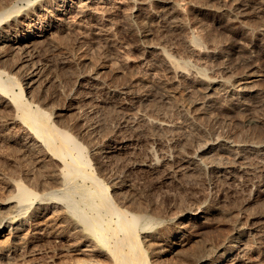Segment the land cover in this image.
Wrapping results in <instances>:
<instances>
[{
	"label": "rangeland",
	"instance_id": "rangeland-1",
	"mask_svg": "<svg viewBox=\"0 0 264 264\" xmlns=\"http://www.w3.org/2000/svg\"><path fill=\"white\" fill-rule=\"evenodd\" d=\"M234 1L236 0H167V1L161 0V2H158L159 4H157V2H154L156 4L152 3L153 5L152 4L150 5L151 8L148 7V9L145 10L144 13H142V15L138 17L132 15L133 10L131 9L130 6H128L131 4H129V2H126L128 4L124 5L123 8H121L124 11L120 10L119 12H116V14H114L113 17H111L110 22H105L106 24L105 23L103 24L104 30L106 29L105 31H103L104 35L103 34L94 35L92 33L91 35L85 29V27L83 28V26H85L86 24L84 22H81L80 19L74 18L73 20L74 23L71 21L73 23V25L71 24L72 28L70 26L68 30L67 28L55 30L56 32L54 31L50 35L47 36L49 38L47 37L46 39L44 38L45 41L44 39H42L43 41L40 39L41 43H38L40 42L39 40L36 42L37 44L34 43L35 45L33 44L34 46H32L30 49L32 51L31 54L34 57L32 58L31 61L28 62V64L23 63L25 61L22 60V57L20 55L17 54L19 56L18 57L15 53H11V55L9 54V58L7 60L8 62L6 61L4 63L6 65H3L1 67L2 70L5 69L7 72H10L12 76H15L21 79L19 80L17 78L19 83L21 82L20 85L23 88L25 87L24 88L25 98L31 104H33L34 107H39L41 109L43 108V111H46L47 113L50 114L51 120L54 118L53 119L54 123L57 122L56 123L57 127L59 128L62 127L63 129L65 128V130H67L69 134L70 133L71 135L73 134L72 136L75 139H77V141L79 140L83 144L86 150L85 151L86 155L88 159L90 160V164L92 166L91 170L93 173H95L97 177H100V179H102L105 183H107L109 187H111V184H113L112 183L113 181L118 183L117 186L119 188L118 187L114 188L112 186L111 191H110V194H114L116 190L118 189V193L116 194L117 197L115 196V198L118 199V200L116 199L118 202L119 201L121 202L122 200H124L123 198H125V196L126 198H131L130 201L136 200L133 203L131 202L127 203L125 201V204L122 205L123 208H125L126 204H127L126 207L132 208L133 206H136L135 205L136 202L137 203L140 202L142 204V205L140 204L141 207H144L146 209L148 208V210L149 209L150 211L152 210V212L156 213L157 215L160 213L163 216L165 215V217H168V218L171 217L174 219V218H177V216L181 214V211L185 208V206H188V204L192 206L195 204L197 200L204 197L208 206L213 204V205H216L217 207L220 206L222 210L224 211L226 210L225 212L221 211L222 214L218 213L217 216L215 215L216 217L214 216L215 220L217 221L219 220V221L217 222L218 223L217 224L216 221L213 219L215 224L213 225L212 230H211V227H209V231H212V232L214 231L213 234H210V235L207 234L208 235L207 237L206 236L207 231H206L203 234V236H201L202 235L201 234L199 237L194 238L195 243L193 239V241L191 242L192 244L190 243L191 247L189 245L190 249L192 248L191 250H193V248L194 250H198V248H200L199 246L202 247L203 244L205 245L206 242L207 244L217 243L218 241H220V238L222 240L223 235L226 233L227 234L224 235L223 239L227 238L225 236H228L232 233L231 231L233 230L232 226L236 218L240 220L239 222H241L242 224L247 223L248 226L249 225L252 226L251 224L252 219L260 220L262 216L264 215L263 213L264 212V208H263L264 207V170H263L264 168V164H263L264 163V160H263L264 159V156H263L264 149H262L264 148V143L262 142L264 141V46H263L264 38L263 36L257 33V31L261 28V26L264 25V19L262 20L263 17L261 18L262 15L260 13V12L264 13V4H263L264 0H260V1L259 0H246V1L237 0L239 2L236 1V4ZM11 2H13V4L10 3V0L9 2L8 0H4V1L1 0L0 1V7H1L0 13L3 9L9 8L15 4L16 5L19 4L21 6L24 5L22 3H19V0H13V1L11 0ZM233 2L234 4H232ZM8 3H10L11 5ZM173 3L180 6L181 8L180 10L182 11L181 12L182 14L181 13L179 14L177 12L174 13L176 18H174L175 17L174 14H172L173 18H171L172 17L171 14H170V17L168 15L169 14L168 12H170L168 8L171 7V4ZM223 3L226 5H224ZM237 4L240 6H238ZM163 6L165 8H163ZM163 9L165 12L163 11ZM225 9L226 10L228 9V11L230 10L229 12H232L234 14H237L236 12H240V11L242 13L247 10L245 12L246 13L245 18L247 22L246 21L245 23L243 22L244 24L238 22L237 24V22H233L229 20L226 17V15L224 16V18H222L223 15L225 14ZM258 9H260L259 10L260 12L258 11ZM125 11L126 13H123ZM249 11H250V14H248ZM145 13L153 14V18L152 16L147 17ZM166 14L168 15L167 16L168 18L165 16ZM247 15L248 16L250 15V16L248 17ZM179 17L181 19H179ZM163 18H167L169 21ZM169 18H171V21L173 22H171ZM184 21L186 24L183 23ZM226 21H229V22H226ZM177 23L181 25H175ZM230 23L232 25H230ZM245 24H246V28H245ZM250 24L254 28L252 26L250 27ZM233 25H236V26H233ZM173 26H176V27H173ZM251 30L253 31L251 32ZM254 31L256 32L257 35L255 34ZM26 32H29L28 28L22 31L21 36H24ZM34 32L40 33L39 30H35ZM197 33H199L198 34L199 36L197 35ZM189 34L197 35L200 41H202V38H203V41L200 43V46H201L200 50L202 51L205 50L206 52L204 51H203L204 53L201 52L202 54H200V56H191L189 54L187 43H186L187 41L186 38L190 36ZM260 39H263V40H260ZM250 41H251V44H250ZM205 42L208 44L206 45ZM211 42L212 43L214 42V45ZM212 45H213V48L216 46L214 49L215 51L213 50ZM202 46L205 48H203ZM147 47H152V49L153 47L154 48L163 47L167 49L168 52H171V54L177 58L188 59L189 62L194 64V66L197 65L196 67L202 66L205 69L204 71L207 73V76H209L210 78H217L220 80L222 78L223 79L225 78V80L227 78L228 80L231 79L232 80V81L230 80L232 82L231 85L232 84L235 85L237 80L239 79L241 80L245 78L247 74H252V73L255 74L256 76L260 75V79L261 78L262 79L258 81L260 82L258 83L259 87L257 86L258 84H256V87L254 88L255 90L253 91V93L249 94L252 98L250 96H247L245 98L241 97L240 99L236 100L235 99L236 97L232 96V94L230 95L225 94L223 91H221L222 88L220 86L217 87L215 92H207L206 90L208 87L207 83L205 84L199 83L195 86H192V85H189L190 83L187 80H184V79H179V81L175 80V78H173L172 75L170 76L169 73L165 71V69L162 67L159 61V57L157 56V54H155L156 53L155 50L152 51V49H148L150 50L148 51ZM216 49L218 50L216 51ZM219 50L221 51V53L219 52ZM223 50L224 51L226 50L227 52L226 51L223 52ZM149 52H152L153 54ZM218 53H220L221 55L220 54L218 55ZM198 58L202 62H200ZM248 58L250 60H248ZM206 61H208V63ZM205 62L207 64H205ZM62 63L63 65L64 64L65 65L63 66ZM24 64H26L27 66L25 65L26 66L25 67ZM20 66H22L24 70ZM32 67L36 68L37 73L39 72L38 73L39 77L37 76L35 79L36 82L37 80H39L38 81L39 84H37L38 83L37 82L33 85L34 87H32V89H28L27 88L28 86L26 87V84H27V79L29 78L28 73H30L33 70ZM88 78L90 81L88 80ZM92 78H96L95 82L93 81L94 84H92V80H91ZM97 78L101 80L103 79V80L97 81ZM173 79L175 82L173 81ZM182 80H184V84ZM185 81H187L189 84ZM177 83L180 86L177 85ZM123 85H126L127 89L125 88V86L124 88H122L121 86ZM202 85L206 89L203 88ZM38 86L39 88H37ZM199 86L200 87L202 86V88H200ZM112 87L113 88L118 87V88L115 90V88L113 89ZM184 87L185 88L187 87V88L185 89ZM196 87L197 89H195ZM191 88L192 90L190 92ZM218 88H220V91H217L219 90ZM37 89L39 91H37ZM129 89H131L130 92L133 91L134 93L133 92L130 93ZM127 90L129 93L127 92ZM126 92L128 94H126ZM179 94L184 98L183 100L181 99V96ZM64 95H66L67 98ZM132 95L138 96L140 98H142L143 96L142 104L132 103L131 102ZM210 95H213V97H217L218 95V97L213 98L211 96L210 98ZM177 98L179 99V101L176 100ZM243 98L244 100L247 98H250V99L249 100L247 99L246 100L247 102H246V101H243ZM168 99H170L169 101L170 102L172 101V102L171 103L167 102ZM237 101L238 103L235 104L234 102H237ZM208 102L209 103L212 102V104L211 103L208 104ZM244 102H246L247 104ZM176 103L178 104L176 105ZM201 103L202 104L204 103V104L202 105ZM54 104L56 105V107ZM147 104H149V106ZM173 104L176 106H174ZM155 107L157 108L155 109ZM9 111L10 113H8ZM11 112H12V107L8 105H6L5 107V104L0 105V114L3 116L2 117L0 115L1 116L0 119L5 117V119L0 121V130H1L0 131V137H1L0 139V144H1L0 164L3 165V166L1 165L0 166L6 170L8 168L10 172L12 171L11 169H15L16 173L20 171L21 169L25 171L28 166V168H31V169L27 168L28 170L26 171H30L33 175L39 176L40 170L37 164L35 163V161L31 159L29 162V160L26 159L28 158V156H25L23 151L22 152L18 151L20 149L19 147H21L19 143L20 133L17 129L12 130L11 126L9 127L8 117L12 115ZM143 115L144 116L147 115L146 117L150 119L152 117L153 119L155 118L159 119L161 117V119L167 120L171 122L172 124L175 123L174 126L175 125L177 126H175L174 127L175 130H172L171 132H165L164 134L162 133V131L160 133L157 130V132H159L157 133L156 131H154L155 129H152L149 125L146 126V123L142 122L143 120L140 118H142ZM6 116H8L7 117L8 119L6 118ZM5 122H8V123H5ZM61 122L62 124H60ZM64 122L66 123L63 124ZM84 129L87 131L88 134L84 132L85 131ZM83 132L86 134H84ZM1 134L5 138L1 136ZM6 135H8L7 137L13 136V138L18 139L16 140L18 142L7 143ZM260 136L263 138H261ZM258 137H259V140L261 139L262 144H260L259 140L257 141ZM3 138L5 140H2ZM224 139L225 141H228V139H230V141H238L239 139L240 140L242 139V142L247 141L246 142L247 144H250L252 140L253 144L257 143L256 145L262 146V148L259 149L258 152H256L257 155L254 153L253 155L248 156L250 158L246 157L248 158V160L242 159L241 161L243 163H241L240 161V164H244L241 166L245 167V164H246L248 168L250 167L249 169L251 170V172L249 171L248 174L239 173L236 176L237 178L229 179L228 181L227 179H223V178L220 179L216 171H212V172L210 171V172L205 173L202 169L199 170L200 167L193 171H191L188 168V166H191L192 164H193L191 166L192 168L197 167L196 165L198 164V161L196 159V156H197L196 152L201 147H205L206 145H208L206 144V142L209 144L218 143V145H221L222 143L223 144L225 143ZM243 140H246V141H243ZM3 141H4V144L6 145L3 144ZM90 141L92 142L91 145H90L91 143ZM2 146H4L6 150ZM15 146H16V150H15ZM150 147L153 149V151H155L157 156L162 157V158L164 156L165 157L170 156L173 158V162L167 165L161 164L156 169H154L156 172L154 170H146V169L143 170V168L139 167V163L145 161L146 158L148 159V157L150 156L148 153V150ZM12 149L13 151L15 150L14 152H16V154L12 152ZM20 150H23V148ZM17 151L19 154H17ZM95 152H97L98 155L100 154L98 158L95 157ZM260 152H263V154ZM11 153H13V156ZM186 153L187 155H185ZM8 154L11 156V158L9 157ZM214 154L216 157L214 156ZM220 154L225 155L224 158L223 156L221 157ZM210 155H201V156L206 161H208L212 157V156L207 157ZM5 156L9 158V160ZM17 156L19 157L21 156V158H18ZM201 156H199L198 158H201L202 160ZM213 156L215 157V159L223 158L219 161L225 164H228L229 163L228 161L233 160L232 157L231 159L229 155L223 152H214ZM12 157L14 158L12 159ZM15 158H16V162L10 160V159L14 160ZM187 158H189V160ZM225 158L226 160H224ZM18 159L19 160L21 159L22 161L21 160L18 161ZM204 159L203 161L206 163ZM23 161H25L26 163H24ZM14 162L15 164H12ZM17 162L18 164L20 163L22 166L20 164L19 166H17L18 165ZM7 163H11V164H7ZM30 163L33 165L32 167L35 166L34 169L30 166L31 165ZM181 163L184 164V166H183V169L179 171L177 169V166H178L177 164L180 165ZM112 164H113V167H112ZM12 165H14V168L12 167ZM15 165H16V168H15ZM36 168L39 171L36 170ZM9 170L7 171L9 172ZM13 173H14V170L12 174ZM240 175L242 178L239 177ZM109 176L111 179L109 178ZM249 179H250V183H249ZM132 183L135 186H133ZM1 185H3V182L2 183L0 182V197L7 194V192L5 191V189H3V186ZM87 186H91V183H87ZM1 189L3 190L4 195H2ZM120 190L123 193H121ZM121 195L123 198L121 197ZM76 199H78V197ZM128 204L129 205L133 204V205L131 207ZM87 211L89 212V210ZM229 211H233V212L236 211L234 212L236 216H233L234 218L232 217L234 220L230 218L234 222L230 221L229 218L228 219L225 218V214ZM246 215L252 219H249ZM244 216H246L247 218H245ZM247 219L249 220V222ZM225 222L227 223L225 224ZM228 228L231 230H229ZM220 230H224V231L220 232ZM216 233L219 235H217ZM215 236H217L218 239ZM207 238H210V239H207ZM198 242L201 244H198ZM37 247H40V250L39 248H37L39 250L38 251L39 255L41 254L40 256L38 255V258L40 257V260H41L40 264L42 262H44L42 264H45V263L50 264L52 261H55V262L57 261L58 263H61V264H64V263L67 264V262H69V259H70L69 253L65 251L66 249L63 247L62 244H59V243L55 244V242H52V241H49V242L44 241V243L43 242L40 243ZM171 253L172 252H167L165 254H160L157 257L158 258L160 257L163 261L165 260L166 261V262L164 261L165 263L169 261L168 263L172 264L174 263L173 261H175V259H173L174 256L175 258H179V257L175 253H172V254ZM64 260L66 261L64 262Z\"/></svg>",
	"mask_w": 264,
	"mask_h": 264
},
{
	"label": "bare ground",
	"instance_id": "bare-ground-1",
	"mask_svg": "<svg viewBox=\"0 0 264 264\" xmlns=\"http://www.w3.org/2000/svg\"><path fill=\"white\" fill-rule=\"evenodd\" d=\"M2 1H4V0H2ZM236 1H234L235 4H236ZM8 2H9V0H8ZM126 2H129V4H131L128 6H130L131 9L133 10L132 15L138 17V16L142 15V13H144V11L147 10L148 7H150V5L152 3L157 2V4H159L158 2H161V0H19V3L24 4L23 6H21L19 4L18 5L15 4L9 8L3 9L0 13V105L5 104V107H6V105L12 107V112H11L12 115L10 114L11 116L10 117L6 116V118L7 117L9 118V119L7 118L9 120L8 121L9 127L11 126L12 130L17 129L20 133V139H19L20 142L19 143H20L21 147L23 148V150H20L22 148L19 147L20 149L18 151L19 152L23 151L25 156H28L29 159L28 158H26V159L29 160V162L31 159L34 160L35 163L37 164L39 170H40L39 171L36 168V170H38L40 172V173L38 172L39 176L33 175L30 171H26L28 169H31V168H28V166H27L28 169L25 166V168H26L25 171L21 169L17 173H16L15 169H11L12 171L10 172V170L7 168V170H9V172H8L6 169L2 168L1 166H3V165L0 164L1 165L0 166L1 167L0 168V180H1L0 182L1 183L3 182V185H1V186H3V189H5V191L7 192V194L4 195L3 190L1 189L2 190L1 193L4 196L0 197V264H40V261H41L40 257L38 258V255H39L38 251L40 250V247H37V246L42 242L44 243V241H46V242L52 241V242H55V244L56 243L62 244L63 247L66 249L65 251L67 253H69L70 259H69V262H67V264H170V263H168L169 261L167 263H165L166 262L165 260H164L165 261L164 262L160 257L159 258L157 257L158 255L165 254L167 252L175 253L179 257V258H175V256H174L173 259H175V261H173L174 263H172V264H264V215L262 216V218L260 220H256V219L250 218L249 216H247L249 214H247L246 216L249 219H252V223H251L252 226H250V225L248 226L247 223L242 224L241 222H239L240 220H238L237 218H236V220L233 219L234 218L233 216H236V214L234 213L236 211H234V212L229 211L225 214V218L230 219L233 217L232 219L235 221L234 222L232 219H230V221L234 222L233 226H232L233 228L231 227L233 230L228 228L229 230L232 231V233L230 232L231 234L228 236H225L227 238L223 239L224 235H226L227 233L224 234L222 237V240L220 238V241L217 240L218 241L217 243L207 244V242H206L205 245L202 243L203 244L202 247L198 245V244H201L198 242L197 245L200 248H198V250H194V248H193V250H191L192 249V248L190 249L191 244H192L191 242L193 241L194 238L199 237L201 234H202L201 236H203V234L206 231H207L206 232L207 237H208V235L213 234L214 231L213 232L209 231V227H211V230H212V227L215 224V222H214L215 217L218 215V213L222 214L221 211H224V210H222V208L220 206H219L220 207L219 208L216 205L212 204V205H209L210 206L209 207L208 204L206 203L204 197H203V198H200L199 200H197L195 202V204L193 203L194 205L191 206L188 204V206H185V208L181 211V214L179 216H177V218H174V219L171 217H169V218L165 217V215L163 216L160 213L157 215L156 213L152 212V210L150 211V209L148 210V208L146 209L144 207H141L142 204L140 202H138L139 205L136 202V204H135L136 206H133V207H132L133 204L129 205L130 204L129 203L128 205L131 206L132 208L126 207L127 204H126L125 208H123L122 205L125 204V201L127 203L128 202L133 203L136 200L130 201L131 198H126V196H125V198H123L121 195V197L124 200H122L123 202L119 201L120 202L119 203L117 201L118 199L115 198L116 194L118 193V189L117 190L115 189L116 192L114 194H110L111 187L113 186L114 188H117L118 183L113 181L112 182L113 184H111V187H109L107 183H105L102 179H100V177H97L95 175V173H93L91 170L92 166L90 164V160L88 159V157L86 155V152H85L86 150H85L83 144L79 140L77 141V139H75L72 136L73 134L72 135H71V133L69 134V132L67 130H65V128L63 129L62 127L61 128L57 127V125H56L57 122L54 123V121H53L54 118L51 120L50 114L47 113L46 111H43V108L41 109L39 107H34L33 104H31L25 98V89H24L25 87L23 88L20 85L21 82L19 83V81H18L19 78L12 76L10 74V72H7L5 69L2 70L1 67L3 65H6L4 63L8 60L9 54L11 55V53H15L16 55L17 54L20 55L22 57V60L25 61L23 63L28 64V62L31 61L32 58L34 57V56H32V54H31L32 51L30 50L31 47L35 45L34 43H36L38 40L40 41L38 43H41L42 39H44V38L46 39V37L48 35H50L52 32H54L55 30H59V29H63V28L64 29L67 28V30H68L70 28L71 24L73 25L74 18H78L81 20V22H84L86 25L83 26V28L85 27V29L90 34L92 33L94 35H102L103 31L106 30V29L104 30L103 24L105 22H110L111 17H113V15L116 14V12H119L120 10L122 11L123 9H121V8H123L124 5L128 4ZM234 2L232 4H234ZM237 2H239V1H237ZM10 3L13 4V2H11V0H10ZM10 3H8V4H10ZM154 4H156V3H154ZM224 5H226V4H224ZM261 5H262V3H261ZM238 6H240V5H238ZM166 7H168V6H166ZM2 8H3V6H2ZM163 8H165V7L163 6ZM180 9H181L180 6H178L174 3L171 4V7L168 8V10H170V12H168L169 17H170V14L172 15L176 12L180 14L182 12ZM152 10H154V9H152ZM259 10L260 9H258V11ZM163 11H164V9H163ZM229 11H228V9L227 10L225 9V14L223 15L222 18H224V16L226 15V17L229 20H231L233 22H237V24H238V22L242 23V24L245 23V21H246V18H245L246 13L245 12L247 10L242 12V13H241V11L236 12L237 14H234V13L229 12ZM123 13H126V11ZM260 13L262 15L261 18L263 17L262 18V20H263L264 19V13H262V12H260ZM154 14H156V13H154ZM248 14H250V11ZM146 15H147V17L152 16V18H153V14L147 13ZM168 15L166 14L165 16L167 17ZM156 16H158V15H156ZM174 16H175V14H174ZM167 18H163V19H167ZM171 18H173V15ZM171 18H169L170 21H171ZM174 18H176V16ZM154 19H155V17H154ZM154 19H152V20H154ZM179 19H181V18L179 17ZM251 19H253V18H251ZM185 21L183 23H185ZM223 21H224V19H223ZM251 21H253V20H251ZM138 22H140V21H138ZM171 22H173V21H171ZM226 22H229V21H226ZM114 23H115V21H114ZM249 23H250V21H249ZM139 24H138V26H139ZM181 24H182V22H181ZM181 24L177 23L175 25H181ZM230 25H232V24L230 23ZM230 25H229V27H230ZM182 26H184V25H182ZM233 26H236V25H233ZM251 26L252 25L250 24V27ZM173 27H176V26H173ZM27 28L29 29V32H26V34L24 36H21L22 31H24ZM71 28H72V26H71ZM177 28H178V26H177ZM232 28H234V27H232ZM245 28H246V24H245ZM173 29H175V28H173ZM249 29H247V30H249ZM257 29H258V27H257ZM35 30H39L40 33H37V32L35 33L34 32ZM254 30H256V29H254ZM187 31H188V29H187ZM252 31L253 30H251V32ZM257 33L259 35L263 36V38H264V25L261 26V28L257 31ZM107 34H108V32H107ZM191 34H193V33H191ZM198 34L199 33H197V35ZM255 34H256V32H255ZM197 35H190L188 38H186L188 51H189V54L191 56H200V54H202L201 52H203V51L206 52L205 50H203V51L200 50V48H201L200 43L203 41V38L201 37L202 41H200V39L198 37L199 35L198 36ZM47 38H49V37H47ZM45 39H44V41H45ZM253 40H254V38H253ZM260 40H263V39H260ZM205 41H206V39H205ZM251 41H252V39H251ZM251 41H250V44H251ZM253 43H255V42H253ZM207 44L208 43H206V45ZM212 44L214 45V42ZM213 45H212V48H213ZM263 46H264V44H263ZM215 47L213 48V50L215 49ZM203 48H205V47H203ZM148 49H152V47H147V50ZM153 50H155V52H156L155 54H157V56L159 57V61L162 65V67L165 69V71H167L169 73L170 76L172 75L173 78H175V80H177V81H179V79L187 80L190 84L187 81H185V82H187L189 85H192V86H195L199 83L200 84L207 83V85H208L207 89L202 85L203 88H205L207 90V92H215L217 87L220 86L222 88L221 91H223L225 94H229V95L232 94V96L236 97V98L234 97L236 100L240 99L241 97L245 98L247 96H250L249 94L253 93V91L255 90L254 88L256 87V84L260 83L258 81L262 79V78L260 79V75L256 76L255 74L252 73V74H247L245 78H243L241 80L239 79V80H237V82L235 81L236 82V83L234 82L235 85H233V84L231 85V83H232L231 79H230L231 80L230 81V80H228V78L226 80H225V78L224 79L222 78L221 80L217 79V78H210L209 76H207V73L204 71L205 69L202 66L201 67L203 69L199 66L196 67L197 65L194 66V64L189 62L188 59L177 58V57L173 56L171 54V52H168V50L163 48V47H155V48L153 47L152 51ZM211 50H209V51H211ZM217 50L218 49H216V51ZM148 51H150V50H148ZM214 51H213V53H214ZM225 51L223 50V52H225ZM219 52L221 53L220 50H219ZM149 53L153 54L152 52H149ZM220 53H218V55ZM248 53H249V51H248ZM15 54H14V56H15ZM209 54H211V53H209ZM12 56H13V54H12ZM226 57H228V56H226ZM210 58H212V57H210ZM248 60H250V59L248 58ZM200 62H202V61L200 60ZM206 62L208 63V61H206ZM206 62H205V64H207ZM26 64H24V66ZM62 65H63V63H62ZM20 67L22 68V66H20ZM32 68H33V70L32 71L30 70L31 72L28 73L29 78L27 79V84H26V87L28 86L27 87L28 89H32V87H34L33 85L39 81V80H37V82H36V80H35L37 76L39 77V74H38L39 72L38 73L36 72L35 67H32ZM113 69H114V67H113ZM28 71H29V69H28ZM99 78H97V81L103 80V79L101 80ZM240 78H242V77H240ZM171 79H172V77H171ZM19 80H21V79H19ZM88 80H89V78H88ZM91 80H92V84H94L93 81L95 82L96 78H92ZM184 80H182L183 84H184ZM60 81H61V79H60ZM173 81H174V79H173ZM37 84H39V82ZM177 85H179V84L177 83ZM124 86L126 88V85H123L121 87L124 88ZM202 86L201 87L199 86V87L202 88ZM257 86L259 87V84ZM99 87H100V85H99ZM181 87H182V85H181ZM197 87L195 89H197ZM37 88H39V86ZM117 88H115V90ZM128 88H129V86H128ZM218 89L219 90H217V91H220V88H218ZM130 90L131 89H129V92H130ZM191 90H192V88L190 89V92H191ZM37 91H39V90L37 89ZM72 91H73V89H72ZM188 91H189V89H188ZM203 91H205V90H203ZM127 92H128V90H127ZM127 92H126V94L129 93V92L128 93ZM131 92H133V91H131ZM185 92H187V91H185ZM32 93H34V92H32ZM69 93H70V91H69ZM182 93H184V92H182ZM257 93H259V92H257ZM66 95H64V96H66ZM211 96L213 97V95H210V98H211ZM215 96H216V94H215ZM217 97H218V95H217ZM217 97H213V98H217ZM220 97H221V95H220ZM66 98H67V96H66ZM142 98H143V96H142ZM142 98L132 95L131 96V102L142 104ZM244 98H243V101L250 99V98H247L244 100ZM181 99L183 100L184 98L181 96ZM169 100L170 99H168L167 102H170ZM176 100L179 101L178 98ZM238 101L234 102V103L236 104V103H238ZM246 102H244V103H246ZM210 103L212 104V102H210ZM210 103L208 102V104H210ZM177 104L178 103H176V105ZM147 105L149 106V104H147ZM176 105H174V106H176ZM134 106H135V104H134ZM55 107H56V105H55ZM156 108L157 107H155V109ZM241 108H242V106H241ZM10 111L8 113H10ZM200 112H201V110H200ZM75 116H76V114H75ZM143 116H142V118L139 117L140 119L143 120L142 122L146 123V126L149 125L152 129H155L154 131H156V132L158 130L160 133L162 131V133L165 134V132H171L172 130H175L174 127L177 126V125L174 126L175 123L172 124L171 122H169L167 120L161 119V117L159 119H156L155 117H154L155 119H153V117L150 119V118L146 117L147 115L144 117ZM72 118H73V116H72ZM139 118H138V120H139ZM3 119H5V117L0 119V121H2ZM63 120H62V122H63ZM4 121H3V123H4ZM97 121H99V120H97ZM8 122H5V123H8ZM62 122L60 124H62ZM65 123L66 122H64L63 124H65ZM106 127H108V126H106ZM71 128H73V127H71ZM176 129H177V127H176ZM84 132L87 133L86 130ZM159 132H157V133H159ZM86 133H84V134H86ZM111 133H113V132H111ZM154 134H155V132H154ZM89 135H90V133H89ZM1 136H3V135L1 134ZM7 136L8 135H6V137ZM4 138L2 140H5ZM87 138H88V136H87ZM261 138H263V137H261ZM0 139H1V137H0ZM16 140H18V139L13 138V136L6 138L7 143L18 142ZM239 140L238 141H230V139H228V141H229L228 142V141H225V139H224L225 143L224 144L222 143L221 145H218V143L217 144H213V143L209 144L206 142V144H208V145H206L205 147H201V148L199 147L200 149L199 150L197 149L198 150L197 152L194 151V152H196V155H197L196 156V159L198 161V164L196 165L197 167L192 168L191 167L193 165L192 164L191 166H188V168L191 171H193V170H196L197 168L200 167L199 170L202 169L205 173L210 172V171L211 172L216 171L217 174L219 175L218 177L220 179L223 178V179H227L228 181H229V179L237 178L236 176L239 173L248 174L249 171L251 172V170L249 169L250 167L248 168L246 166V164H245V167L241 166L244 164H240V161L242 159L248 160V158H250L248 156L253 155L254 153L256 154V152H258L259 149L262 148V146L256 145L257 143L253 144L251 139L250 140H251L252 144L251 143L247 144L246 140H243L246 142H242V139L240 140L241 142ZM258 140H259V137H258L257 141ZM83 141H84V139H83ZM259 141H260V144H262L261 139ZM262 142L264 143V141H262ZM3 144H4V141H3ZM91 144H92V142L90 143V145ZM4 145H6V144H4ZM7 145H9V144H7ZM17 145H18V143H17ZM191 145H192V143H191ZM0 146H1V144H0ZM2 147L4 148V146H2ZM7 148H8V146H7ZM262 149H264V148H262ZM15 150H16V146H15ZM195 150H196V148H195ZM14 151L12 149V152H14ZM18 151H17V154H19ZM8 152H9V150H8ZM163 152H165V151H163ZM214 152H223V153L229 155L230 158L232 157L233 160L228 161L229 162V163L227 162L228 164L222 163L219 160L223 159L225 155L220 154L221 157L223 156V158L219 157L221 159H217V158L215 159V157H216L215 154H214L215 157L213 156ZM7 153H6V155H7ZM148 153L150 156L148 157V159L146 158L147 160L145 159V161H143L141 163L138 162L139 167L143 168V170L144 169L154 170L158 166H160L161 164L167 165V164L173 162V158L170 156H166V157L164 156L163 158L157 156V154L155 153V151H153V149L151 147L149 148ZM260 153L263 154V152H260ZM11 154L13 156V153H11ZM14 154H16V152H14ZM99 155L97 154V152H95L96 158H98ZM185 155H187V153ZM193 155H194V153H193ZM201 155H210L207 157L212 156L214 158H212V157H211V159L208 158L209 160L207 159L208 161H206ZM171 156H172V154H171ZM188 156H190V155H188ZM199 156L202 157V160H201V158H198ZM9 157L11 158L10 155H9ZM17 157L21 158V156L20 157L17 156ZM246 157H248V158H246ZM13 158L14 157H12V159ZM181 158H183V157H181ZM7 159L9 160V158H7ZM12 159H10V160L16 162V158L14 160H12ZM187 159L189 160V158H187ZM203 159L206 161V163L203 161ZM20 160L18 159V161H20ZM224 160H226V158ZM244 161H246V160H244ZM15 162L12 164H15ZM23 162L26 163L25 161H23ZM29 162H27V163H29ZM241 163H243V162L241 161ZM7 164H11V163H7ZM17 164H18V162H17ZM19 164L17 166H19ZM24 165H23V167H24ZM177 165H178L177 169L179 171L181 169H183L184 164L181 163L180 165L179 164H177ZM187 165H189V164H187ZM30 166L32 167L33 165L31 164ZM12 167L14 168V165H12ZM112 167H113V164H112ZM15 168H16V165H15ZM32 168L34 169L35 166ZM13 170H14L15 174L14 173L12 174ZM263 170H264V168H263ZM181 172H183V171H181ZM242 176H244V175H242ZM239 177L242 178L241 175ZM109 178H110V176H109ZM87 183H91V186H87ZM249 183H250V179H249ZM122 184H124V183H122ZM88 185H90V184H88ZM133 186H135V185L133 184ZM120 192L123 193L121 190H120ZM133 194H135V193H133ZM77 197H78V199H76ZM122 198H120V199H122ZM149 208H151V207H149ZM225 208H227V207H225ZM86 209L89 210V212ZM235 209H237V208H235ZM243 209H244V207H243ZM160 211H161V209H160ZM220 216H219V218H220ZM222 216H224V215H222ZM246 216H244V217L247 218ZM223 218H222V220H223ZM254 218H256V217H254ZM217 219H218V217H217ZM224 220H226V219H224ZM215 221L217 223L219 220L218 221L215 220ZM227 222H225V224ZM248 222H249V220H248ZM255 224H257V225H255ZM221 231H224V230H220V232ZM217 235H219V234H217ZM212 237H213V235H212ZM215 237H217V236H215ZM207 239H210V238H207ZM217 239H218V237H217ZM213 240H214V238H213ZM215 242H216V240H215ZM194 243H195V239H194ZM209 243H210V241H209ZM189 245H190V247H189ZM58 246H60V245H58ZM195 246H196V244H195ZM53 247H54V245H53ZM37 248H39V250ZM66 260H67V258H66ZM66 260H64V262ZM56 262L52 261L50 264H61V263H58V262L56 263ZM42 263H44V262H42ZM64 264H66V263H64Z\"/></svg>",
	"mask_w": 264,
	"mask_h": 264
}]
</instances>
